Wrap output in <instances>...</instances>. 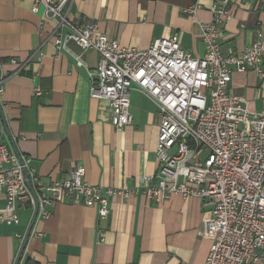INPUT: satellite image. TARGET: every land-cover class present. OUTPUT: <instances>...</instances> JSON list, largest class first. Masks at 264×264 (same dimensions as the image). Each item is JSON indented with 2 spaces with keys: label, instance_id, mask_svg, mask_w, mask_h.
<instances>
[{
  "label": "crops",
  "instance_id": "crops-1",
  "mask_svg": "<svg viewBox=\"0 0 264 264\" xmlns=\"http://www.w3.org/2000/svg\"><path fill=\"white\" fill-rule=\"evenodd\" d=\"M221 0H72L70 17L95 21L122 46L148 48L178 32L181 45L194 56L206 46L200 23L213 20L211 6ZM197 5L194 14L186 11ZM34 0H0V118L3 140L31 158L43 181L65 177L83 165L90 184L131 188L158 168L156 141L160 115L138 90L131 91L133 121L117 130L109 101L89 95L87 68L100 60L94 49L82 52L87 67L75 64L70 51L58 52L51 38L56 21L35 11ZM232 18L219 37L224 54H238L264 30V8L258 0L231 6ZM15 61V62H14ZM17 62V63H16ZM44 90L41 97L35 85ZM231 91L246 99L250 112L264 110V82L252 70L233 71ZM150 181L146 180L145 184ZM5 196L0 195V208ZM207 207L198 197L170 195L162 201L141 193L111 198L110 213L99 218L94 206L61 203L49 219L37 218L19 264H205L211 240L202 235ZM14 224L0 221V264H17L34 218L20 208ZM42 233V236H38ZM262 264V263H254Z\"/></svg>",
  "mask_w": 264,
  "mask_h": 264
},
{
  "label": "built area",
  "instance_id": "built-area-1",
  "mask_svg": "<svg viewBox=\"0 0 264 264\" xmlns=\"http://www.w3.org/2000/svg\"><path fill=\"white\" fill-rule=\"evenodd\" d=\"M239 1L212 4L213 20L199 24L206 51L194 56L182 47L178 32L155 39L148 48L125 47L95 21L72 19V0H34L35 11L42 6L43 17L57 22L51 38L58 52L70 51L75 43L82 52L99 53L98 65L87 68L89 95L109 101L117 130L133 121L132 90L156 105L159 164L153 176L131 188L90 184L80 164L61 179L43 181L30 166L31 158L18 154L1 136L0 195L5 204L0 221H19L22 207L34 215L38 207L37 218L49 219L57 204H85L106 218L114 197L141 192L160 202L173 194L193 196L207 207L202 235L211 245L205 264H264V110L250 112L245 97L229 88L234 70H252L264 82V30L258 29L255 40L238 54H224L219 42L232 18L231 6ZM258 1L264 8V0ZM196 8L194 3L186 11L194 14ZM71 53L77 66L87 67L83 53ZM4 90L0 80V96ZM33 92L44 94L38 84ZM0 130L4 133L1 118ZM146 180L150 183L144 185Z\"/></svg>",
  "mask_w": 264,
  "mask_h": 264
},
{
  "label": "water",
  "instance_id": "water-1",
  "mask_svg": "<svg viewBox=\"0 0 264 264\" xmlns=\"http://www.w3.org/2000/svg\"><path fill=\"white\" fill-rule=\"evenodd\" d=\"M0 112H1V108H0ZM26 183H27V185L31 188L30 180H29V175H28L27 172H26ZM37 216H38V207H37V209H36V212H35V215H34L33 221H32V223H31V225H30V228H29V230H28V232H27V234H26V236H25L24 243H23L22 250H21V252H20V256H19V259H18L17 264H19V262H20V260H21V258H22L23 252H24V250H25V248H26V245H27V243H28V241H29V238H30V236H31V233H32L33 227H34L35 222H36V220H37Z\"/></svg>",
  "mask_w": 264,
  "mask_h": 264
},
{
  "label": "trees",
  "instance_id": "trees-1",
  "mask_svg": "<svg viewBox=\"0 0 264 264\" xmlns=\"http://www.w3.org/2000/svg\"><path fill=\"white\" fill-rule=\"evenodd\" d=\"M25 264H37L36 262H34L33 260L31 259H27L26 263Z\"/></svg>",
  "mask_w": 264,
  "mask_h": 264
}]
</instances>
